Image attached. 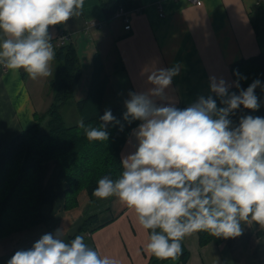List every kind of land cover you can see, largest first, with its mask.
<instances>
[{"label":"clouds","instance_id":"clouds-1","mask_svg":"<svg viewBox=\"0 0 264 264\" xmlns=\"http://www.w3.org/2000/svg\"><path fill=\"white\" fill-rule=\"evenodd\" d=\"M84 6L85 0H0V65L23 70L32 80L52 77L56 52L49 28L67 27ZM179 71V65L154 71L152 89L129 93L124 120L140 122L131 133L136 150L122 159L119 178L104 176L92 193L116 197L134 211L139 225L151 230L146 252L159 261L177 259L182 241L196 233L228 239L242 234V223L264 229V118L243 116L235 127L230 118L241 106L259 109L255 89L261 81L247 89L236 82L239 94H230L223 79L210 77L211 91L221 97L219 108L203 96L184 109L157 105L154 98H165ZM100 119V127L87 126L83 118L78 122L89 141H107V124L119 123L110 109ZM63 231L44 234L7 264H117L83 236L66 242Z\"/></svg>","mask_w":264,"mask_h":264},{"label":"crops","instance_id":"crops-1","mask_svg":"<svg viewBox=\"0 0 264 264\" xmlns=\"http://www.w3.org/2000/svg\"><path fill=\"white\" fill-rule=\"evenodd\" d=\"M136 1L141 10L130 15L129 31L122 29L124 24L119 20L106 22L98 0H85L83 14L69 20L67 27L49 28L55 52L57 37L61 33L67 35L66 45L74 49L82 70L73 98L62 114L69 103L76 106L86 96L95 54L101 59L103 76L108 80L101 111L104 104L110 110L126 111L130 92H148L154 87L149 76L174 65L180 66L179 74L165 89V98H154L155 103L186 108L201 96L216 94L210 89V77L223 79L229 90L235 87L231 74L234 63L258 56L264 59V0H200L201 6L186 0ZM51 67L52 77L32 80L23 70L13 72L0 65V153L17 135L45 122L56 90L55 59ZM80 120L78 116L74 125ZM137 126L130 130L119 152L121 163L136 150L137 141L131 133ZM58 168L54 161L43 165L42 189L51 188ZM64 188L60 187L53 196L47 234L62 229L63 239L70 242L83 220L98 214L101 220L111 221L84 236L89 247L101 256L114 258L117 264H154L157 259L146 252L148 231L139 225L133 210L110 197L100 200L104 208L91 214L90 208L96 202H91L85 191L77 195L74 209L64 210ZM241 226L240 236L219 243L200 245L198 235L193 234L182 241L184 261L180 255L161 264H264V229L255 223ZM5 240L14 252L12 238L0 239V243Z\"/></svg>","mask_w":264,"mask_h":264},{"label":"trees","instance_id":"trees-1","mask_svg":"<svg viewBox=\"0 0 264 264\" xmlns=\"http://www.w3.org/2000/svg\"><path fill=\"white\" fill-rule=\"evenodd\" d=\"M105 21L111 22L119 7L130 11L138 6L136 0H98ZM259 29L258 25H255ZM98 54L93 56V69L86 96L76 102L80 119L91 127H100L103 123L101 111L108 80L103 76V65ZM55 61L57 63V79L55 81L54 102L48 109L44 123L23 131L17 135L0 153V239L33 235L41 232L53 214V201L56 191L64 186V210L77 206V195L85 191L91 202H98L93 196L98 180L109 176L113 180L122 174L123 166L120 159L121 148L130 130L139 125V121L129 124L124 120V113L118 108L111 109L112 115L119 123L107 124L109 133L107 141H89L83 129L67 126L62 110L73 98V93L81 78L82 70L76 53L70 44L57 46ZM239 72L246 79H240ZM232 78L239 83L240 89L247 87L259 79L261 86L255 94L261 98L262 104L255 117L264 118V59L260 56L237 61L231 66ZM236 86L228 92L239 94ZM217 107H222L221 97L213 95ZM184 109V107H178ZM247 109L241 106L231 115L233 126H238L240 118L246 116ZM123 126V130H121ZM56 162L59 171L50 189L41 187L40 174L43 165ZM111 221V218L100 219L98 214L86 217L77 235L89 236L96 228ZM150 236L151 230H147ZM25 233V234H24ZM199 244L219 243L224 238H215L206 232L196 233ZM34 244L22 250L31 249ZM16 251L9 255V259ZM181 260L184 261V255ZM164 261L155 260L154 264Z\"/></svg>","mask_w":264,"mask_h":264},{"label":"rangeland","instance_id":"rangeland-1","mask_svg":"<svg viewBox=\"0 0 264 264\" xmlns=\"http://www.w3.org/2000/svg\"><path fill=\"white\" fill-rule=\"evenodd\" d=\"M258 102L261 106L262 104V100L261 98H258ZM110 107H108L107 104L103 105L102 111L105 112L106 110H109ZM260 109V107H259ZM258 110L256 111H252V110H248L247 109V115H251L253 117L256 116V114L258 113ZM78 111H77V107L71 103L68 104V106L66 107V109L63 111V117L65 120L66 125H74V122H76L78 120ZM103 209L104 208V202H96V204L90 208L91 211L90 213L93 214L95 212H97L99 209ZM41 232L36 233L35 235L32 234V232L29 233H24L25 236H21V237H15L12 240V243L14 245V250L18 251V250H22L24 248H27L28 246L34 244L35 242H37L44 234H47L46 231V225H44L42 227ZM11 250H12V246L10 244V242L8 240H5L3 242L0 243V264H7L8 260H9V255L11 254Z\"/></svg>","mask_w":264,"mask_h":264},{"label":"built area","instance_id":"built-area-1","mask_svg":"<svg viewBox=\"0 0 264 264\" xmlns=\"http://www.w3.org/2000/svg\"><path fill=\"white\" fill-rule=\"evenodd\" d=\"M186 1L195 6L202 5V2L200 0H186ZM140 10L141 8L139 6L135 7L134 9L130 11L125 10L123 7H119L113 16V20L121 21L124 24V27L122 29H124L125 31H129L130 30V25H129L130 15L132 13L140 12ZM67 40H68V36L61 33L56 39V46L65 44Z\"/></svg>","mask_w":264,"mask_h":264}]
</instances>
